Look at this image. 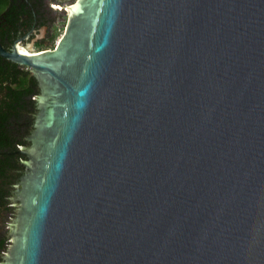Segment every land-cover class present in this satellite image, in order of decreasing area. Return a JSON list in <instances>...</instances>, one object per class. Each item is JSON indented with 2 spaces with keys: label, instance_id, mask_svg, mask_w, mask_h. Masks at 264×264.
Returning <instances> with one entry per match:
<instances>
[{
  "label": "water",
  "instance_id": "water-1",
  "mask_svg": "<svg viewBox=\"0 0 264 264\" xmlns=\"http://www.w3.org/2000/svg\"><path fill=\"white\" fill-rule=\"evenodd\" d=\"M48 5L0 264H264V0Z\"/></svg>",
  "mask_w": 264,
  "mask_h": 264
},
{
  "label": "flooded vegetation",
  "instance_id": "flooded-vegetation-1",
  "mask_svg": "<svg viewBox=\"0 0 264 264\" xmlns=\"http://www.w3.org/2000/svg\"><path fill=\"white\" fill-rule=\"evenodd\" d=\"M50 1L7 0L0 9V47L8 53L16 44L25 50L30 44L37 50L53 48L58 23L50 26ZM23 79L32 86L23 87ZM39 92L31 73L0 54V261L9 245L5 230L21 201L18 190L28 158L23 150L32 144Z\"/></svg>",
  "mask_w": 264,
  "mask_h": 264
},
{
  "label": "rangeland",
  "instance_id": "rangeland-1",
  "mask_svg": "<svg viewBox=\"0 0 264 264\" xmlns=\"http://www.w3.org/2000/svg\"><path fill=\"white\" fill-rule=\"evenodd\" d=\"M75 0H56L57 3H59L61 6H66L72 2H74ZM66 20H67V13L66 11H64L63 13H61L52 23H58L57 24V31L55 32L56 36L53 40L54 46H56L58 40L62 37V35L64 34V29H65V24H66ZM53 25V24H52ZM35 48H33L34 50ZM37 50V49H35Z\"/></svg>",
  "mask_w": 264,
  "mask_h": 264
},
{
  "label": "trees",
  "instance_id": "trees-1",
  "mask_svg": "<svg viewBox=\"0 0 264 264\" xmlns=\"http://www.w3.org/2000/svg\"><path fill=\"white\" fill-rule=\"evenodd\" d=\"M6 3H7V0H0V9H1L3 6H5ZM55 36H56V34L54 35V38H55ZM27 84H29V85H27ZM22 85H23V87H28V88H30V87L32 86V82H28V83H27L26 79H23V81H22Z\"/></svg>",
  "mask_w": 264,
  "mask_h": 264
},
{
  "label": "bare ground",
  "instance_id": "bare-ground-1",
  "mask_svg": "<svg viewBox=\"0 0 264 264\" xmlns=\"http://www.w3.org/2000/svg\"><path fill=\"white\" fill-rule=\"evenodd\" d=\"M24 49V48H23ZM25 50V49H24ZM26 52H28V50H26Z\"/></svg>",
  "mask_w": 264,
  "mask_h": 264
}]
</instances>
